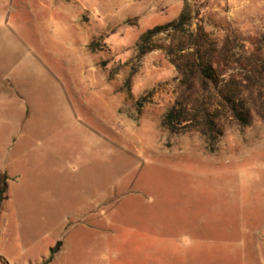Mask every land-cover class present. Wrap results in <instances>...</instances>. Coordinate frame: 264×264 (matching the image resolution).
<instances>
[{
  "label": "rangeland",
  "instance_id": "1",
  "mask_svg": "<svg viewBox=\"0 0 264 264\" xmlns=\"http://www.w3.org/2000/svg\"><path fill=\"white\" fill-rule=\"evenodd\" d=\"M198 1L0 0V264H264V119L215 152L170 133L179 74L139 55ZM204 1L213 37L264 49V0Z\"/></svg>",
  "mask_w": 264,
  "mask_h": 264
},
{
  "label": "trees",
  "instance_id": "2",
  "mask_svg": "<svg viewBox=\"0 0 264 264\" xmlns=\"http://www.w3.org/2000/svg\"><path fill=\"white\" fill-rule=\"evenodd\" d=\"M205 7L204 0L197 2L196 10L185 6L175 20L143 33L137 46L140 56L164 49L179 74L177 96L163 126L172 134L199 132L215 152L224 121L246 127L253 111L264 119V49L237 52L232 37H213L202 23ZM194 19L198 26L190 32ZM164 33L171 36L170 43H157ZM5 193L0 190V209Z\"/></svg>",
  "mask_w": 264,
  "mask_h": 264
}]
</instances>
